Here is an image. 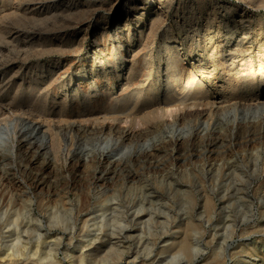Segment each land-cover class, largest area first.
<instances>
[{
    "label": "rangeland",
    "instance_id": "1",
    "mask_svg": "<svg viewBox=\"0 0 264 264\" xmlns=\"http://www.w3.org/2000/svg\"><path fill=\"white\" fill-rule=\"evenodd\" d=\"M20 1L15 0L14 2ZM41 1L43 8L41 12H38L39 14L24 15V17L16 15L15 17L14 13L17 11L16 8L12 9V11L9 10V12L7 10L4 14L0 13V62H3L5 66L7 62H12L9 75H7L12 78L9 84L10 87L8 86L2 93L3 95H0V125H7L8 127L11 125V121L9 123L10 118H7L9 114L4 112L6 108H9L8 104L11 103L10 106L25 105L32 102L37 96L36 100L37 102L39 101V106L43 107L42 113L44 114L43 116L40 112L39 118L41 120L43 118L44 122L48 121L45 123L43 121L41 122H43L45 127L48 126L49 131L45 128L43 129L49 133L50 138H52L51 134L54 132L56 142L60 144L62 143L61 140H63V145L65 147H63V150L57 149V153H55L54 149L52 151L44 146L48 139L44 138L41 133H27L25 135L21 132L18 134V137L20 138V143L23 142V146L18 148L17 145L19 142L12 140L13 135L11 136V134H9V136H7L4 133H0V252L3 251L4 245L7 242L11 243L13 242L12 239L15 240L17 230L18 232H24L26 227V230L29 229L28 227H31L33 230H36V233H41L42 236L45 234L42 239L44 242L42 246L43 248L45 246L44 250L46 249L45 258L39 260L38 256H34L33 258L35 261L31 262V264H79L77 263V255H80V252H73V250L78 251L74 249V247L80 246L81 244L84 247L83 253L86 252L85 254H88L85 256L83 264H104L105 262L109 264H234L240 260L241 256L246 255V253L247 255L252 253V251H254L252 248L257 247L258 251L262 248L264 249V235H262L261 232L256 234L253 233L254 235L251 234L249 236L248 234L242 235L241 233H236L232 238L226 240L223 235L225 234L223 228L226 229V225L223 224V221L227 219L228 215H233V213L236 214L235 211L237 210L247 212L251 208L250 204L239 205L237 198H239L240 190H237L238 186H240V188L243 186L250 188L252 194L250 202L253 203L252 210L247 212L248 214H252L251 219L249 218L248 222H245L241 228L246 226L248 228H253L259 221H264L262 217L264 216V204L262 203L264 202V119L262 121L257 120L253 122L254 119L251 118V114L247 118H244L245 116L243 115H239L236 121V123H238L236 124L238 129L234 128L235 130H233V127L236 125H234L235 120H233L232 114H222V109H220L225 105L227 109L228 105H231L230 103L233 104L239 100L240 102L244 100V103L252 104L256 99L264 96V0H151V3L146 1L147 7L155 11H160L162 16L155 14L150 24L145 22L147 24V33L145 32L143 37H141L140 32H138V24L143 25L144 21H146L147 18L142 17V13H145V11L132 10L131 7L127 5L129 0ZM6 2L7 0H4L2 3L0 2V6ZM10 12L13 15H10ZM140 17L142 18L138 23L137 21ZM2 23H7L20 30L21 38L19 37L15 41L7 39L6 33L2 29V25H4ZM125 24H127L125 27V34L116 35V30L117 32H122L120 29L123 28ZM101 31L105 32L104 35H101ZM128 35L130 37H128ZM119 41L123 44L120 49H118ZM166 44L170 45V48H167L165 46ZM131 45H133V52L129 54ZM247 46L249 48H247ZM114 47H118V51H115ZM226 48H230V50L227 52ZM245 48L250 50L248 51ZM243 49H245L246 52ZM220 51L223 56L220 54ZM120 56H125L127 61H133V68L137 69L136 74L138 76L136 75V78H131L129 83L132 85L128 84L132 86H128L131 88H128L127 85L122 87L121 82L116 78L114 62L123 61L122 58H119ZM172 56L175 59L173 61L179 60L178 65L183 72L182 81L173 82V87L178 92H181L182 86L186 82L185 80L188 79L187 81H193V85L190 86L191 91H193V93H198L200 86L199 81L202 80V91H206L208 103L204 102L206 105L194 104L195 102L192 100L185 103L187 106L185 104L179 105L178 103L177 106H180L181 111L178 110L180 113L175 112L173 113L175 114V118H172L174 117L173 114L171 115L172 117L168 115V118L167 115L165 117V112H162V116L160 110L161 108L165 109V107H159L157 104L158 100L151 98L152 100L149 104V102H142V97L148 93L150 94L151 89H165V70L163 71L164 61H170ZM100 60L104 61L103 67ZM241 62H243V64ZM127 65L125 66L127 67ZM201 65L203 69L200 68ZM125 66L118 68V70L122 69L124 71L126 68ZM35 68H38L37 70L41 71L40 73L43 75V78H41L42 80L39 82H36L37 74L35 71L33 72ZM49 68L53 71L49 73L44 72L47 71V69L50 70ZM145 68L147 69L145 70ZM92 69H95L96 75L91 74ZM234 69L239 74L234 72ZM260 69L262 70L260 71ZM103 70L107 72L106 78L103 77ZM42 72L45 74H42ZM125 72L126 71H124V73ZM261 74L263 77L260 76ZM242 75H248V78L247 76L242 78ZM250 79L252 82L255 81L253 85H256L253 86L252 83H250ZM135 80H137V84ZM246 81H249L250 84ZM32 82L33 84H31ZM93 82L100 89L99 93H102L106 88V90H108L107 92H110V94H108L110 99L107 98L108 96L104 97L100 93L97 95L98 98L96 96L89 106L83 105L82 103L80 104V102L71 103V101L67 106L61 105V98L64 99L65 97L64 90L68 91L69 99L76 92L78 95L83 96L85 93L92 91L91 85ZM138 86H140L141 89ZM195 86H198V88ZM30 87H36L34 93H38H36L37 95L34 94L35 97L33 96L31 98V95L28 94L31 89ZM246 87L248 89H246ZM121 92L123 93L121 94ZM163 93L161 95H163ZM136 94H138V96ZM139 94L142 95L140 96ZM39 97L42 100H39ZM126 97L131 99L129 102L130 104L128 103L127 107L122 105L119 106V103L122 104V102L118 100ZM231 99H233V101ZM110 101H113L111 102L113 106ZM139 102L142 104L140 105ZM191 102H193L192 105L190 104ZM147 106L149 108H147ZM204 106L209 112L204 109ZM190 107H192V110ZM194 107L196 108L194 109ZM200 108L203 111H200ZM218 108L219 112L221 111V115L215 110ZM60 109H64V112L62 111V113H60ZM182 110H184V112H182ZM119 111L122 115H120L121 113ZM185 111L190 113V115H194L190 116L188 113L186 114ZM47 112L50 114L47 115ZM89 114H91V116ZM114 114H117L116 116L118 119L120 117L124 119L120 118L118 122ZM79 115L84 116L77 117ZM176 115H179V117ZM104 116L108 118L111 116L109 118L110 120L108 118H106L108 120L104 119ZM218 116L220 117L216 119ZM127 117L130 119L128 120ZM211 117H214L216 121ZM113 120L115 121L114 123ZM21 122L23 124L22 120H17V122L14 123L13 126H16L15 129L18 127L16 130L22 128ZM92 122H95L94 126L96 128L98 125L100 127V125L102 126L104 123L105 126L107 124L112 126L115 131L112 130V133L109 131L101 135L98 130L97 132L91 130V127H93ZM230 123H232V126ZM247 125L250 127H247ZM248 128L253 130L250 131ZM175 129H179V131L174 133ZM191 129L193 133L197 134L198 132V134H200L198 139L193 142L191 141L192 145L190 141L187 140L183 143L181 148L178 149L172 144L165 143L175 134L181 133V135L185 134L189 136ZM252 134L253 137H251ZM238 135L241 137L240 140ZM207 137H209L211 141ZM107 139L110 141L112 140L111 143H113H106L105 140ZM118 139L119 142L116 141ZM72 141L75 142L74 145H70ZM123 141L126 142L124 143ZM212 141L216 144L219 143V146H217L218 144H211L210 142ZM219 141H222V144ZM253 142L255 143L253 144ZM152 144L159 145L160 151L153 157L143 154L145 150H151ZM66 148H69V150ZM193 148L196 149V152ZM103 150L105 153L108 152L112 155L115 160H119V162L112 166L113 172L111 177L114 178V180L112 179L110 183L101 186V183H98L95 178L100 175L104 168L103 166H106L108 163L102 166L94 162L93 158L97 156L100 157ZM257 151L262 155L259 159L260 172H254V165L250 158L254 157ZM204 152H206L204 156H207L205 158L199 157V155ZM236 154H238V156H236ZM249 158L250 160H248ZM203 159L213 163L226 161L231 165L232 169L228 175L230 176L229 180L233 181L234 184V191L231 194V199L233 200L236 197L234 200L236 202V209L235 206L228 204L224 209L226 213L224 218L221 217L220 219L218 217L220 214H215L216 216L212 217V221L216 223H212L210 226L207 225L206 229L214 230V228L217 227L216 229L220 231L219 236L214 240L208 232L200 233L198 239L201 243V251L197 254H191L183 252L181 243L186 241L191 247H195V237L193 238L191 233H188V221L190 218L198 219V215L196 214L200 212V209L198 204L194 201V197L197 196L198 198L199 195L196 185H192L185 176L183 177V175L179 173V171H182V169L184 170L185 167L192 168L199 163L203 164ZM135 172L136 178H131L130 176ZM237 172H239L238 175ZM8 179H10V181ZM242 180L244 182H241ZM40 181L43 182V185L37 186ZM82 188L90 192L91 197H89L88 200L80 199V202L78 201V197L82 194ZM255 191L256 193H254ZM97 192L100 193V195L104 193L103 199H109V206H107L106 209H101L100 206L97 205V200L100 196ZM217 193L218 192H216V194ZM215 198L218 207L220 200L218 196ZM143 207L145 208L143 209ZM246 207L248 209H246ZM101 211L103 213L106 212L105 215L108 222L103 220ZM138 211H141L142 215L140 213L139 216H136ZM63 215L65 218L68 216V218H66L67 221L69 217L71 218L67 224L65 223L66 225L59 222L60 219H62L60 216L63 217ZM56 216H59L60 219H57ZM92 218L94 219L92 220ZM94 223L97 225L94 226ZM87 225H90L92 231L87 232V230H89ZM104 225L106 227H104ZM122 225L127 228L125 227L124 231L121 232L120 227H123ZM38 234L35 235L36 238L39 236ZM218 237L223 238L219 239ZM259 237L263 241H259ZM101 242L104 243L105 246L96 250V247L102 244ZM248 243H251L249 245L251 249L247 250L246 244ZM52 244L54 246H52ZM94 246H96L95 249H93ZM221 247L223 248L221 249ZM67 248L72 250L71 253L75 257L71 263H69L70 260L64 254ZM219 249L221 250V259L218 263H215L213 260V253L215 251L219 252ZM258 251L255 252V255H258ZM106 253L108 255H106ZM100 255L101 257H99ZM90 256L92 257L90 258ZM104 257L108 260L104 259ZM252 258H254L255 261L259 259L257 261V263L260 262L259 264L264 261L261 259L262 257H258V259H256L257 257ZM21 260H23V257L19 258V261ZM0 261V264H9V262L2 260L1 257ZM21 263L27 264L26 262Z\"/></svg>",
    "mask_w": 264,
    "mask_h": 264
},
{
    "label": "bare ground",
    "instance_id": "2",
    "mask_svg": "<svg viewBox=\"0 0 264 264\" xmlns=\"http://www.w3.org/2000/svg\"><path fill=\"white\" fill-rule=\"evenodd\" d=\"M4 0H0V2L2 3ZM15 0H7V2L6 3H3L1 6H0V13L1 14H4V12L6 11L7 12V10H8V12H9V10H11L12 11V9H17V11H15V13H14V16L16 17V15L17 16H20V17H24V15H32V14H37L38 12H41L42 11V8H43V4L41 3L42 1L41 0H22V1H20V0H18V1H20V2H14ZM17 1V0H16ZM148 3H151L152 1L151 0H129L128 1V3H127V5H129L130 7H131V9L132 10H134V11H138V10H144L145 11V13H142V17H145V18H147L146 19V21H144V23H143V25H139L138 24V32H140V35H141V37H143V35H144V33L146 32V27H147V24H150L151 22H152V20H153V16L156 14V15H161V12L160 11H155L154 9H150V7H147L146 5H147V2ZM45 4V3H44ZM50 5V4H49ZM60 5V4H59ZM150 9V10H149ZM3 12V13H2ZM16 12H18V13H16ZM47 12V11H46ZM60 12V11H59ZM9 14V13H8ZM12 13L10 12V15H11ZM39 14V13H38ZM45 14V13H44ZM13 15V14H12ZM2 16V15H1ZM162 16V15H161ZM4 17V16H3ZM13 17V16H12ZM37 17V16H36ZM128 17V16H127ZM142 17H140V18H138L139 20L137 21L138 23H139V21H140V19L142 18ZM14 18V17H13ZM19 18V17H18ZM130 18V17H129ZM40 20H41V18H40ZM147 24H146V23ZM8 23V22H7ZM7 23H2V24H4V25H2L3 27H2V29L4 30V32L6 33V37H7V39H9L10 41H15V40H17L19 37H20V35H21V31L20 30H18V29H16V28H14L13 26H11V25H9L10 24V22H9V24H7ZM129 24V23H128ZM126 25L127 24H125V26L123 27V28H121L120 30H122V32L120 31H118L117 32V30H116V32H115V34L116 35H119V34H125V27H126ZM152 25V24H151ZM237 26V25H236ZM150 27V26H149ZM239 28V27H238ZM129 29V28H128ZM179 29H180V27H179ZM119 30V29H118ZM128 32H129V30H128ZM104 33L105 32H102L101 31V35H104ZM107 33V32H106ZM147 33V32H146ZM232 33V32H231ZM109 34V33H108ZM111 34V33H110ZM116 35H115V37H116ZM102 37V36H101ZM118 37V36H117ZM120 37V36H119ZM128 37H130L129 35H128ZM146 37H147V35H146ZM21 38V37H20ZM98 38V37H97ZM111 38H113V37H111ZM124 38H125V35H124ZM100 39V38H99ZM121 39H122V37H121ZM129 39V38H128ZM142 39V38H141ZM174 39V38H173ZM172 39V40H173ZM22 40V39H21ZM20 40V41H21ZM146 40V39H145ZM175 40V39H174ZM138 41V40H137ZM129 42V41H128ZM183 42V41H182ZM11 43V42H10ZM99 43V42H98ZM142 43V42H141ZM146 43V42H145ZM12 44V43H11ZM107 44V43H106ZM114 44V43H113ZM135 44V43H134ZM133 44V45H134ZM183 44V43H182ZM16 45V44H15ZM99 45V44H98ZM103 45V44H102ZM133 45H131V47L129 48V54L131 53V52H133L132 51V48H133ZM139 45V44H138ZM143 45V44H142ZM112 46V45H111ZM123 46V44H122V42H120L119 41V48L118 49H120L121 47ZM145 46V45H144ZM167 48H170V45H165ZM175 46V45H174ZM100 47V46H99ZM141 47V46H140ZM164 47V46H163ZM173 47V46H172ZM171 47V48H172ZM225 47V46H224ZM228 47V46H227ZM252 47V46H251ZM261 47V46H260ZM104 48V47H103ZM117 48H115L114 47V49H115V51H118V49ZM174 48V47H173ZM179 48V47H178ZM247 48H249L248 46H247ZM247 48H245V49H247ZM137 49V48H136ZM245 49H243V50H245ZM168 50V49H167ZM179 50V49H178ZM226 50H227V52L230 50V48L229 49H227L226 48ZM233 50V49H232ZM248 50V49H247ZM250 50V49H249ZM248 50V51H249ZM120 51V50H119ZM222 51V50H221ZM221 51H220V54H221ZM235 51V50H234ZM260 51V50H259ZM112 52V51H111ZM114 52V51H113ZM170 52V51H169ZM172 52V51H171ZM208 52V51H207ZM223 52V51H222ZM242 52V51H241ZM244 52V51H243ZM245 52H246V50H245ZM263 52V51H262ZM116 53V52H115ZM122 53V52H121ZM224 53V52H223ZM240 53V52H239ZM119 54V53H118ZM209 54V53H208ZM211 54V53H210ZM263 54H264V52H263ZM262 54V55H263ZM123 55V54H122ZM222 55V54H221ZM238 55V54H237ZM119 56V55H118ZM170 56V55H169ZM175 56H178V55H175ZM211 56H213V55H211ZM223 56V55H222ZM230 56V55H229ZM132 57V56H131ZM230 57H232V56H230ZM236 57V56H235ZM241 57H244V56H241ZM246 57V56H245ZM264 57V56H263ZM97 58V57H96ZM117 58V57H116ZM115 58V59H116ZM120 59L122 58L123 59V61H113L114 62V67H115V69H116V72H115V75H116V78L118 79V81L119 82H121V86L123 87V86H125V85H127V87L128 86H131L132 84L131 83H129L130 82V80H131V78H133V77H135L136 78V73H137V69H134L133 68V61H127V59H126V57L125 56H120L119 57ZM213 58V57H212ZM251 58V57H250ZM98 59V58H97ZM96 59V60H97ZM100 59V58H99ZM114 59V58H113ZM118 59V58H117ZM178 59V58H177ZM176 59V60H177ZM233 59V58H232ZM242 59V58H241ZM173 60H175L174 59V57L172 56L171 57V60L169 61V60H167V61H164L165 62V64H164V69H163V71L165 70V80L164 81H166V87H165V89L162 91V90H160V89H156V90H152L151 89V91H150V94L148 93L147 95H145V96H143L142 97V102H149V104H150V101L152 100L151 98H155L156 100H158V102H157V104L159 105V107L160 106H164L165 107V109H163V108H161V110H160V112H161V114H162V112H165V117H166V115H167V117H168V115H172L173 113H177V112H179L178 110H180V106H177L178 105V103H179V105L181 104H185L187 101H194L195 103L194 104H200V105H202V104H204V102H206V103H208V98H207V93H206V91H202L203 89V87H202V84H203V81L202 80H200L199 81V83H200V86H199V89H198V93L196 92V93H193V91H191V88H190V86H192L193 85V81H187V80H185L184 82V85L182 86L183 88L180 90L181 92H178L174 87H173V82H181L182 81V79H183V72L180 70V68H179V65H178V63H179V60L178 61H173ZM235 60V59H234ZM225 61H227V60H225ZM250 61V60H249ZM261 61V60H260ZM259 61V62H260ZM263 61V60H262ZM97 62V61H96ZM163 62V61H162ZM163 62V63H164ZM223 62H224V60H223ZM233 62V61H232ZM240 62V61H239ZM94 63V62H93ZM100 63L102 64V67L104 66L103 64H104V61H101L100 60ZM127 63H128V65H127ZM145 63V62H144ZM197 63V62H196ZM228 63V62H227ZM235 63H237V62H235ZM242 64H243V62H241ZM262 63V62H261ZM11 64H12V62H7V65L5 66V64H3V62L1 63L0 62V95H3L2 93L4 92V90H6L7 88H8V86H9V84H10V81H12V78H11V76L9 77V76H7V75H9V71H10V69H11ZM136 64V63H135ZM182 64V63H181ZM208 64H209V62H208ZM231 64V63H230ZM249 64V63H248ZM264 64V63H263ZM125 65H127V67L125 66ZM145 65V64H144ZM151 65H153V64H151ZM226 65V64H225ZM259 65H260V63H259ZM30 66V65H29ZM123 66H125L126 68H125V70L124 71H126L125 73H124V71L121 69V70H118V68H121V67H123ZM146 66V65H145ZM198 66V65H197ZM232 66H234V65H232ZM244 66V65H243ZM248 66V65H247ZM50 67V66H49ZM93 67V66H92ZM141 67V66H140ZM161 67V66H160ZM206 67V66H205ZM204 67V68H205ZM229 67V66H228ZM242 67V66H241ZM253 67V66H252ZM260 67V66H259ZM150 68V67H149ZM162 68V67H161ZM200 68H202L203 69V67H202V65L200 66ZM234 68V67H233ZM250 68V67H249ZM261 68V67H260ZM38 69V68H37ZM36 68L35 69H33V72L35 71L36 72V74H37V79H36V82L38 81H41L42 79L41 78H43L42 76L43 75H41V71H39V70H37ZM50 69V68H49ZM106 69V68H105ZM109 69V68H108ZM110 69H111V67H110ZM140 69V68H139ZM147 68H145V70H146ZM198 69V68H197ZM206 69V68H205ZM240 69V68H239ZM238 69V70H239ZM264 69V68H263ZM107 70V69H106ZM106 70H103V77L104 78H106V74H107V72H106ZM144 70V69H143ZM183 70V69H182ZM215 70V69H214ZM247 70V69H246ZM262 69H260V71H261ZM52 72L53 70H48L47 69V71H44V72ZM150 71V70H149ZM161 71V70H160ZM196 71V70H195ZM199 71V70H198ZM242 71V70H241ZM248 71V70H247ZM44 72H42V74H45ZM102 72V71H101ZM140 72H143V71H140ZM147 72V71H146ZM190 72V71H189ZM234 72H236L235 71V69H234ZM240 72V71H239ZM249 72V71H248ZM258 72V71H257ZM139 73V72H138ZM149 73V72H148ZM153 73V72H152ZM200 73V72H199ZM203 73V72H202ZM201 73V74H202ZM206 73H208V72H206ZM205 73V74H206ZM237 74H239L238 72H236ZM260 73H262V72H260ZM264 73V72H263ZM34 74V73H33ZM35 74V75H36ZM38 74H39V76H38ZM51 74V73H50ZM91 74L92 75H96V71H95V69H92L91 70ZM140 74V73H139ZM143 74H145V73H143ZM186 74V73H185ZM195 74V73H194ZM248 74V73H247ZM13 75V74H12ZM90 75V74H89ZM111 75V74H110ZM148 75V74H147ZM76 76V75H75ZM138 76V75H137ZM153 76V75H152ZM163 76V75H162ZM191 76V75H190ZM207 76V75H206ZM240 76V75H239ZM243 76V75H242ZM245 76V75H244ZM242 77V78H245L246 76H247V78H248V75H246L245 77ZM249 76L251 77V75H250V73H249ZM253 76V75H252ZM256 76H257V74H256ZM261 77H263L262 76V74L260 75ZM33 77V76H32ZM47 77V76H46ZM53 77H55V76H53ZM144 77H145V75H144ZM161 77V76H160ZM196 77H198V76H196ZM204 77V76H203ZM241 77V76H240ZM249 77V78H250ZM60 78V77H59ZM80 78V77H79ZM138 78V77H137ZM140 78V77H139ZM187 78V77H186ZM185 78V79H186ZM190 78V77H189ZM192 78V77H191ZM208 78H210V77H208ZM159 79V78H158ZM164 79V78H163ZM205 79V78H204ZM252 79V78H251ZM250 79V80H251ZM46 80H48V79H46ZM141 80H143V79H141ZM160 80V79H159ZM197 80V79H196ZM195 80V81H196ZM199 80V79H198ZM246 80V79H245ZM244 80V81H245ZM49 81H51V80H49ZM48 81V82H49ZM97 81V80H96ZM99 81V80H98ZM137 80H135V82H136ZM228 81H230V80H228ZM232 81V80H231ZM257 81V80H256ZM46 82V81H45ZM159 82V81H158ZM197 82V81H196ZM246 82H248L249 83V81H246ZM253 82H255V81H253ZM253 82H252V80H251V82L250 83H252V85H253ZM258 82V81H257ZM52 83V82H51ZM65 83V82H64ZM73 83V82H72ZM98 83V82H97ZM132 83L134 84V82L132 81ZM139 83V82H138ZM144 83V82H143ZM163 83V82H162ZM242 83V82H241ZM249 83V84H250ZM12 84V83H11ZM31 84H33V82L31 83ZM30 84V85H31ZM35 84V83H34ZM53 84V83H52ZM69 84V83H68ZM128 84H131V85H128ZM136 84H137V82H136ZM157 84V83H156ZM231 84V83H230ZM29 85V86H30ZM47 85V84H46ZM145 85H147V84H145ZM196 85V84H195ZM199 85V84H198ZM254 85H256V84H254ZM253 85V86H254ZM33 86V85H32ZM35 86L37 87V85L35 84ZM44 86V85H43ZM50 86V85H49ZM63 86V85H62ZM89 86V85H88ZM120 86V87H121ZM143 86V85H142ZM149 86H151V85H149ZM158 86V85H157ZM156 86V87H157ZM177 86V85H176ZM245 86H246V84H245ZM10 87V86H9ZM36 87L35 88H31L30 90H29V95H31V98L34 96V94L35 95H37L36 93H38V92H36V93H34L35 91V89H36ZM108 87V86H107ZM132 87V86H131ZM131 87H128V88H131ZM134 87V86H133ZM140 89H141V87L140 86H138ZM148 87V86H147ZM181 87V86H180ZM195 87H197L198 88V86H195ZM248 87V86H247ZM246 87V89H248ZM252 87V86H251ZM29 88V87H28ZM39 88V87H38ZM63 88V87H62ZM91 88H92V91H90L89 93L87 92V93H85L83 96H80V95H78V93L76 92V93H74L73 94V96L72 97H70V99H69V97H68V91L67 90H64L63 92H64V95H65V97H64V99L63 98H61L62 99V106L63 105H69L68 103L71 101V103H74V102H80V104L82 103L83 105H88L89 106V104H92V102H93V99H95V97L97 96V95H99L100 93H99V88L97 87V85H95V83L93 82L92 83V85H91ZM124 88H126V87H124ZM152 88V87H151ZM155 88V87H154ZM161 88V87H160ZM194 88V87H193ZM207 88V87H206ZM258 88V87H257ZM77 89V88H76ZM123 89V88H122ZM148 89V88H147ZM180 89V88H179ZM125 90V89H124ZM139 90V89H138ZM253 90V89H252ZM38 91H39V89H38ZM108 90H106V88L104 89V91H102V93H101V95H103L104 97L105 96H108V94H110V92H107ZM110 91V90H109ZM120 91V90H119ZM123 91V90H122ZM132 91V90H131ZM134 91V90H133ZM144 91H146V90H144ZM197 91V90H196ZM21 92V91H20ZM43 92V91H42ZM114 92V91H113ZM124 92V91H123ZM123 92H121V94L123 93ZM126 92H127V90H126ZM130 92V91H129ZM139 92H142V91H139ZM164 92V93H163ZM138 93V92H137ZM163 93V95H161ZM26 94V93H25ZM63 94V93H62ZM71 94V93H70ZM129 94V93H128ZM246 94V93H245ZM251 94H252V92H251ZM126 95V94H125ZM137 96H138V94H136ZM140 96L142 95V94H139ZM249 95V94H248ZM262 95V94H261ZM10 96V95H9ZM39 96V95H38ZM62 96V95H61ZM111 96V95H110ZM120 96V95H119ZM122 96H124V95H122ZM130 96H131V94H130ZM133 96V95H132ZM136 96V97H137ZM218 96V95H217ZM223 96V95H222ZM257 96V95H256ZM35 97V96H34ZM102 97V96H101ZM116 97H118V96H116ZM115 97V98H116ZM125 97V96H124ZM134 97H135V94H134ZM150 97V98H149ZM209 97V96H208ZM219 97V96H218ZM247 97V96H246ZM254 97V96H253ZM40 98V97H39ZM50 98V97H49ZM97 98H98V96H97ZM107 98H109L110 99V97L108 96ZM119 98V97H118ZM121 98V97H120ZM132 98V97H131ZM140 98V97H139ZM224 98V97H223ZM236 98V97H235ZM243 98V97H242ZM258 98V97H257ZM36 99H37V96H36ZM36 99H34V100H32V102H29L28 104H25V105H13V106H10L11 105V103L10 104H8L9 105V108H6V110H4V112H7L9 115H8V117L7 118H10L9 119V123H10V121H11V125H10V127H8L7 125H0V133L1 134H6L7 136H9V134H11V136L13 135V137H12V140L13 141H16V142H19V144L17 145V147L18 148H20V146L22 147L23 145H22V143H20V141H19V137H18V134L19 133H21L22 132V134H27V133H29V134H39V133H41L42 135H43V137L44 138H47L48 140H47V142L44 144V146H46V148L47 149H50V150H52L53 151V149L55 150V153H57V149L58 150H63V147H65L64 145H63V140H61V142L62 143H57L56 142V140H55V134H54V132L51 134V137L52 138H50L49 137V133H47V131H49V129H48V126L47 127H45V125L43 124V118H42V120L39 118L40 117V112H41V114H43L42 113V111H43V107L42 106H39V101L37 102V100ZM112 99V98H111ZM114 99V98H113ZM26 100V99H25ZM29 100V99H28ZM39 100H42L41 98L39 99ZM51 100V99H50ZM53 100V99H52ZM57 100V99H56ZM130 98L129 97H126V98H122L121 100H118V101H121L122 102V104L121 103H119L120 105L119 106H126L127 107V104L130 102ZM138 100V99H137ZM141 100V99H140ZM216 100V99H215ZM232 101H233V99H231ZM238 100V99H237ZM247 100V99H246ZM31 101V100H30ZM61 101V100H60ZM108 101V100H107ZM136 101V100H135ZM139 101V100H138ZM236 101V100H235ZM249 101H251V100H249ZM253 101V100H252ZM59 102V101H58ZM111 102H113V101H110V103ZM141 102V101H140ZM139 102V103H140ZM243 102V103H242ZM254 102V101H253ZM252 102V104H247V103H244V100L243 101H241L240 102V100L239 101H236L235 103H230L231 105L229 106L228 105V107H227V109L225 108V106L223 107V108H220V109H222L221 111H222V114L224 113V114H226V115H228V114H232V116H233V120H235L234 121V125H236V124H238V123H236V121H237V118L239 117V115H243V116H245L244 118H247L250 114H251V118H253L254 119V121L253 122H255V121H257V120H260V121H262L263 119H264V96L262 97V98H258V99H256V101L253 103ZM4 103V102H3ZM44 103H46V102H44ZM54 103V102H53ZM107 103H109V102H107ZM153 103V102H152ZM192 103L193 102H191L190 104L192 105ZM251 103V102H250ZM50 104V103H49ZM58 104V103H57ZM117 104V103H116ZM115 104V105H116ZM130 104V103H129ZM142 103H140V105H141ZM145 104V103H144ZM143 104V105H144ZM190 104H188V105H190ZM212 104V103H211ZM215 104V103H214ZM228 104H229V102H228ZM8 105H6V106H8ZM55 105V104H54ZM94 105V104H93ZM96 105V104H95ZM105 105V104H104ZM111 105H112V103H111ZM136 105H138V104H136ZM153 105V104H152ZM154 105H156V104H154ZM186 106H187V104H185ZM190 105V106H191ZM204 105H206V104H204ZM3 106V105H2ZM46 106V105H45ZM65 106V107H66ZM71 106V105H70ZM110 106V105H109ZM108 106V108H110ZM113 106V105H112ZM149 106V105H148ZM147 106V108H149ZM157 106V105H156ZM196 106V105H195ZM199 106V105H198ZM5 107V106H4ZM51 107V106H50ZM72 107V106H71ZM83 107H85V106H83ZM139 107V106H138ZM167 107V108H166ZM193 107V106H192ZM192 107H190L191 108V110H192ZM201 107V106H200ZM208 107H210V106H208ZM220 107V106H219ZM222 107V106H221ZM60 108V107H59ZM58 108V109H59ZM62 108V107H61ZM79 108H80V106H79ZM87 108V107H86ZM93 108V107H92ZM100 108V107H99ZM113 108V107H112ZM121 108V107H120ZM142 108V107H141ZM151 108V107H150ZM182 108V107H181ZM188 108V107H187ZM196 107H194V109H195ZM202 108H203V106H202ZM49 109H52V108H49ZM58 109H56V110H58ZM84 109V108H83ZM89 109V108H88ZM96 109V108H95ZM115 109V108H114ZM131 109V108H130ZM144 109V108H143ZM160 109V108H159ZM204 109H205V106H204ZM209 109H211V108H209ZM212 109H213V107H212ZM47 110H48V108H47ZM64 109H60V113H62V111H63ZM84 110H86V109H84ZM105 110V109H104ZM110 110H111V108H110ZM119 110V109H118ZM124 110H125V107H124ZM129 110V109H128ZM132 110V109H131ZM137 110V109H136ZM157 110H158V108H157ZM187 110H189V109H187ZM206 110V109H205ZM208 110V109H207ZM206 110V111H207ZM216 111H217V113L219 112V108L218 109H215ZM52 111V110H51ZM79 111V110H78ZM181 111V110H180ZM200 111H203V110H201V108H200ZM213 111V110H212ZM215 111V112H216ZM220 111V112H221ZM50 112V111H49ZM49 112H47V115L48 114H50ZM56 112V111H55ZM58 112V111H57ZM64 112V111H63ZM111 112V111H110ZM116 112V111H115ZM114 112V113H115ZM120 112V111H119ZM182 112H184V110H182ZM186 112V111H185ZM191 112V111H190ZM196 112H197V110H196ZM205 112V111H204ZM204 112H203V114H204ZM208 112H209V110H208ZM219 112V113H220ZM45 113H46V111H45ZM52 113V112H51ZM54 113V112H53ZM59 113V114H60ZM78 113V112H77ZM81 113V112H80ZM88 113H89V110H88ZM87 113V114H88ZM101 113V112H100ZM121 113V112H120ZM125 113V112H124ZM137 113V112H136ZM180 113V112H179ZM178 113V114H179ZM188 112H186V114H187ZM194 113H195V110H194ZM212 113V112H211ZM214 113V112H213ZM217 113H215V114H217ZM6 114V113H5ZM57 114V113H56ZM96 114V113H95ZM105 114V113H104ZM160 114V113H159ZM189 115H190V113H188ZM208 114V113H207ZM206 114V115H207ZM90 116H91V114H89ZM94 115V114H93ZM110 115V114H109ZM112 115V114H111ZM115 115V114H114ZM117 115V114H116ZM115 115V116H116ZM120 115H122V113L120 114ZM125 115V114H124ZM175 114H173V116H174ZM180 115V114H179ZM179 115H176V116H178L179 117ZM181 115H182V113H181ZM189 115H187V116H189ZM192 115V114H191ZM190 115V116H191ZM194 115V114H193ZM192 115V116H193ZM196 115H198V114H196ZM210 115V114H209ZM209 115H208V117H209ZM213 115V114H212ZM220 115H221V113H220ZM42 116V115H41ZM43 116H44V114H43ZM81 115H79V116H77V117H80ZM82 116H84V115H82ZM81 116V117H82ZM85 116H87V115H85ZM90 116H89V118H90ZM119 116V115H118ZM144 116V115H143ZM162 116H163V114H162ZM205 116V115H204ZM211 116V115H210ZM223 116V115H222ZM52 117V116H51ZM105 117V116H104ZM111 117V116H110ZM109 117V118H110ZM117 117V116H116ZM120 117V116H119ZM131 117V116H130ZM165 117H164V120H165ZM172 117V116H171ZM183 117V116H182ZM185 117V116H184ZM207 117V118H208ZM220 116H218L216 119H218ZM225 117V116H224ZM223 117V118H224ZM106 118H108V117H105L104 119H106ZM108 118V119H109ZM115 118V117H114ZM120 118H123V117H120ZM119 118V119H120ZM128 118V120L130 119L129 117H127ZM169 118V117H168ZM167 118V119H168ZM172 118H175V116L174 117H172ZM212 119H214V117H211ZM222 118V117H221ZM231 118V117H230ZM229 118V119H230ZM243 118V119H244ZM103 119V120H104ZM108 119H106V120H108ZM116 119V118H115ZM114 119V120H115ZM117 119H118V117H117ZM119 119L117 120L118 122H119ZM124 119V118H123ZM171 119V118H170ZM8 120V119H7ZM17 120H22L23 121V124H22V122H21V125H22V128L19 130H16L15 129V127L16 126H13L14 125V123L15 122H17ZM46 120V119H45ZM110 120V119H109ZM113 120V123L115 122ZM139 120V119H138ZM176 120V119H175ZM184 120V119H183ZM209 120V119H208ZM215 120V119H214ZM227 120V119H226ZM41 121H43V122H41ZM121 121V120H120ZM139 121H141V120H139ZM180 121H182V120H180ZM216 121V120H215ZM218 121H220V120H218ZM243 121H245V120H243ZM247 121V120H246ZM250 121V120H249ZM5 122H7V121H5ZM45 122H48V121H45ZM44 122V123H45ZM97 122V121H96ZM107 122H109V121H107ZM111 122V121H110ZM122 122V121H121ZM165 122V121H164ZM168 122V121H167ZM178 122V121H177ZM207 122V121H206ZM210 122V121H209ZM233 122V121H232ZM248 122V121H247ZM3 123V122H2ZM93 123V122H92ZM95 123V122H94ZM94 123H93V127H91L92 129L91 130H94L95 132H97V130H98V132H99V134H101V135H103V134H105L106 132L108 133L109 131H110V133H112L111 131L112 130H114L113 129V127L112 126H110V125H104V123H103V125L101 126L100 125V127H99V125L97 126V128L94 126ZM102 123V122H101ZM106 123V122H105ZM180 123V122H179ZM212 123V122H211ZM6 124V123H5ZM100 124V123H99ZM165 124V123H164ZM231 124V126H232V123H230ZM245 124V123H244ZM249 124V123H248ZM83 125V124H82ZM115 125V124H114ZM113 125V126H114ZM149 125V124H148ZM168 125V124H167ZM172 125V124H171ZM206 125H208V124H206ZM88 126V125H87ZM116 126V125H115ZM166 126V125H165ZM249 125H247V127H248ZM253 126H254V124H253ZM259 126V125H258ZM74 127V126H73ZM118 127V126H117ZM177 127H178V125H177ZM247 127H246V129H247ZM250 127V126H249ZM252 127V126H251ZM43 128H45V129H47V131H45ZM72 128V127H71ZM88 128V127H87ZM100 128V129H99ZM208 128V127H207ZM206 128V129H207ZM234 128H236V129H238L237 128V125L235 126V127H233V130H235ZM263 128H264V126H263ZM180 129V128H179ZM179 129H175V131H174V133H177L178 131H179ZM230 129V128H229ZM245 129V130H246ZM248 129H250V128H248ZM44 130V131H43ZM81 130V129H80ZM253 129H250V131H252ZM115 131V130H114ZM152 131V130H151ZM170 131V130H169ZM255 131V130H254ZM139 132V131H138ZM148 132V131H147ZM195 132V131H194ZM211 132V131H210ZM248 132V131H247ZM94 133V132H93ZM109 133V134H110ZM200 133V132H199ZM213 133V132H212ZM217 133V132H216ZM250 133V132H249ZM130 134V133H129ZM132 134H133V132H132ZM167 134V133H166ZM203 134V133H202ZM219 134V133H218ZM239 134V133H238ZM113 135V134H112ZM199 135L200 134H198V132H197V134H195V133H193V130L191 129V131H190V134H189V136H186L185 134H182L181 135V133L180 134H175L174 136H172V137H170V139H168L165 143H169V144H172V145H174L176 148H178V149H180L181 148V146L183 145V143L184 142H186L187 140L188 141H190V144H191V141L193 142V141H195L196 139H198V137H199ZM225 135V134H224ZM234 135V134H233ZM241 135V134H240ZM240 135H238V138H239V140H240V138L241 137H239ZM20 136V135H19ZM205 136V135H204ZM203 136V137H204ZM242 136V135H241ZM246 136V135H245ZM31 137V136H30ZM119 137V136H118ZM117 137V138H118ZM127 137V136H126ZM214 137V136H213ZM229 137V136H228ZM237 137V136H236ZM236 137H234V138H236ZM248 137V136H247ZM251 137H253V134H252V136ZM22 138H23V136H22ZM65 138V137H64ZM67 138V137H66ZM119 138H121V137H119ZM131 138V137H130ZM207 138H209V137H207ZM234 138H232V139H234ZM237 138V139H238ZM28 139V138H27ZM26 139V140H27ZM62 139V138H61ZM103 139V138H102ZM116 139V138H115ZM205 139V138H204ZM224 139V138H223ZM230 139V138H229ZM11 140V139H10ZM72 140H73V138H72ZM75 140V139H74ZM209 140H210V138H209ZM231 140V139H230ZM252 140V139H251ZM257 140V139H256ZM77 141V140H76ZM106 141V143L108 142V144H110L111 143V141L109 140V139H107V140H105ZM115 141V140H114ZM117 142H119V139L118 140H116ZM115 141V142H116ZM205 141V140H204ZM207 141H208V139H207ZM211 141V140H210ZM224 141V140H223ZM243 141V140H242ZM259 141V140H258ZM110 142V143H109ZM120 142H121V140H120ZM124 143L126 142V141H123ZM201 142V141H200ZM220 142V141H219ZM222 142V141H221ZM220 142V143H221ZM226 142V141H225ZM244 142V141H243ZM250 142V141H249ZM30 143H32V142H30ZM105 143V144H106ZM113 143V142H112ZM111 143V144H112ZM203 143H205V142H203ZM208 143V142H207ZM211 144H216L214 141H212V142H210ZM229 143V142H228ZM228 143H225V144H228ZM248 143V142H247ZM255 142H253V144H254ZM43 144V143H42ZM66 144H67V142H66ZM69 144V143H68ZM75 144V142H70V145H74ZM107 144V145H108ZM116 144V143H115ZM188 144V143H187ZM194 144V143H193ZM199 144V143H198ZM201 144V143H200ZM210 144V145H211ZM218 144V145H217ZM216 145L217 146H219V143H217ZM222 144V143H221ZM224 144V143H223ZM235 144H238V143H235ZM234 144V145H235ZM241 144H242V142H241ZM24 145H25V142H24ZM59 145V146H58ZM192 145V144H191ZM208 145V144H207ZM229 145H231V144H229ZM233 145V144H232ZM251 145H252V143H251ZM256 145V144H255ZM258 145V144H257ZM67 146V145H66ZM109 146V145H108ZM130 146V145H129ZM185 146V145H184ZM197 146V145H196ZM204 146V145H203ZM221 146V145H220ZM250 146V145H249ZM262 146V145H261ZM25 147V146H24ZM110 147H111V145H110ZM150 147V146H149ZM186 147H188V146H186ZM214 147V146H213ZM231 147V146H230ZM255 147V146H254ZM33 148V147H32ZM72 148V147H71ZM70 148V149H71ZM164 148H167V147H164ZM197 148V147H196ZM204 148V147H203ZM202 148V149H203ZM224 148V147H223ZM223 148H221V149H223ZM238 148V147H237ZM259 148V147H258ZM67 149V148H66ZM195 148H193V150H194ZM226 149V148H225ZM260 149V148H259ZM67 150H69V148L67 149ZM175 150V149H174ZM200 150H201V148H200ZM230 150V149H229ZM249 150V149H248ZM262 150H263V148H262ZM70 151H72V150H70ZM69 151V152H70ZM158 151H160V147H159V145H157V144H152L151 145V150L150 149H148V150H145L144 152H143V154H145L146 156H149V157H153V156H155L157 153H158ZM181 151V150H180ZM183 151V150H182ZM198 151V150H197ZM202 152H203V150H201ZM205 151V150H204ZM208 151V150H207ZM231 151V150H230ZM232 151H234V150H232ZM261 151V150H260ZM51 152V151H50ZM59 152V151H58ZM169 152V151H168ZM191 152V151H190ZM195 152H196V149H195ZM209 152V151H208ZM211 152V151H210ZM248 152V151H247ZM28 153H29V151H28ZM182 153V152H181ZM193 153H194V151H193ZM198 153V152H197ZM223 153V152H222ZM179 154V153H178ZM183 154V153H182ZM190 154V153H189ZM206 154V152H204V153H201L200 155H199V157H206V156H204ZM242 154V153H241ZM6 155V154H5ZM101 156L100 157H94L93 158V161L94 162H96V163H98V164H100V165H104V164H106V163H108V164H106V166H103L102 168H103V170H102V172L100 173V175H98L95 179L98 181V183H101L100 185L101 186H103L104 184H108V183H110L111 181H112V179L114 180V178H112L111 177V174H112V172H113V169H112V166H114V165H116V163L117 162H119V160H115L114 159V157L112 156V155H110L108 152L107 153H105L104 152V150L102 151V154H100ZM138 155H140V154H138ZM213 155V154H212ZM220 155V154H219ZM218 155V156H219ZM244 155V154H243ZM176 156H177V154H176ZM192 156V155H191ZM230 156V155H229ZM233 156H235V155H233ZM236 156H238V154H236ZM242 156V155H241ZM240 156V157H241ZM172 157V156H171ZM196 157V156H195ZM198 157V156H197ZM232 157V156H231ZM247 157V156H246ZM260 157H262V155L260 154V152L259 151H257L256 152V155L254 156V157H250L251 158V161H252V164L254 165V172H260L259 171V159H260ZM92 158V157H91ZM181 158V157H180ZM183 158V157H182ZM220 158V157H219ZM228 158V157H227ZM242 158V157H241ZM250 158L248 159V160H250ZM207 159V158H206ZM238 159V158H237ZM87 160V159H86ZM183 160V159H182ZM193 160V159H192ZM208 160V159H207ZM205 161L204 159H203V161H204V163L203 164H201V163H199L198 165H194L192 168H189V167H185L184 168V170L182 169V171H179V173L180 174H182L183 175V177L185 176L186 177V179H188L189 181H190V183L192 184V185H196V188H197V193H198V198H197V196H195L194 197V201L196 202V204H198V206H199V209H200V212H198V214H196L195 212V214L196 215H198V219L196 220V219H193V218H190L189 219V221H188V233L190 232L191 233V236H193V238L195 237V247H191L190 246V244L188 243V242H186V241H183L182 243H181V249L183 250V252H186V253H191V254H197L199 251H201V243H200V240L198 239V237H199V235H200V233H204V232H208L209 234H210V236H211V238H213L214 240H215V238H217V236H219V232L220 231H218L216 228H214V230L213 229H210V230H208V229H206V226L207 225H211L212 223H213V221H212V217L213 216H216L215 214H217V213H219L220 214V216H218L220 219H221V217L222 218H224L225 216L224 215H226V213H225V211H224V209H225V207L228 205V204H231L232 206H235V198L232 200L231 198H232V196H231V194L233 193V191H234V184H233V181H231V180H229V175L228 174H230L229 172L231 171V165H229V162H226V161H221V162H216V163H213V162H208V161ZM224 160V159H223ZM230 160V159H229ZM228 161V160H227ZM250 161V162H251ZM191 162V161H190ZM236 162H238V161H236ZM241 162V161H240ZM235 165H237L236 163H234ZM240 164V163H239ZM250 164V163H249ZM234 165V166H235ZM99 166V165H98ZM242 166H244V165H242ZM233 167V166H232ZM51 168V167H50ZM94 168V167H93ZM244 168V167H243ZM242 168V169H243ZM234 169V168H233ZM236 169V168H235ZM247 169V168H246ZM237 170V169H236ZM245 170V169H244ZM261 170V169H260ZM97 171V170H96ZM142 171V170H141ZM233 171V170H232ZM246 171V170H245ZM134 172V171H133ZM249 172V171H248ZM263 172H264V168H263ZM238 173L239 172H237V175H238ZM234 174V173H233ZM241 174V173H240ZM234 175H236V174H234ZM117 176V175H116ZM261 176V175H260ZM35 177V176H34ZM42 177V176H41ZM131 178H136V172L135 173H132V175L130 176ZM237 177V176H236ZM244 177V176H243ZM131 178H129V179H131ZM179 178V177H178ZM235 178V177H234ZM241 178V177H240ZM242 179V178H241ZM240 179V180H241ZM9 181H10V179H8ZM7 181V180H6ZM96 181V182H97ZM235 181V180H234ZM12 182V181H11ZM83 182V181H82ZM241 182H244L243 180L241 181ZM84 183V182H83ZM46 184V183H45ZM53 184V183H52ZM179 184V183H178ZM184 184V183H183ZM41 185H43V182H41L40 181V183L39 184H37V186H41ZM112 185V184H111ZM141 185V184H140ZM170 185V184H169ZM180 185V184H179ZM235 185H238V184H235ZM14 186V185H13ZM171 186V185H170ZM181 186H183V185H181ZM173 187V186H172ZM242 187V186H241ZM3 188V187H2ZM69 188V187H68ZM236 189V188H235ZM95 190V189H94ZM123 190V189H122ZM237 190H240V195L238 196L239 198H237V200H238V203H239V205H244V204H250V210H248V211H251L252 210V204L253 203H251L250 202V199L252 198V194H251V190H250V188L249 187H242V188H240V186H238V189ZM193 191H196V190H193ZM216 192H218L217 194H216ZM2 193V192H1ZM6 193H7V191H6ZM98 193V192H97ZM102 193V192H101ZM254 193H256V191L254 192ZM23 194H25V193H23ZM99 195H100V193H98ZM5 195V194H4ZM81 196H79L78 198H79V200L78 201H80V199L81 200H88L89 199V197H91L90 196V192H88V191H86L84 188H82V194H80ZM103 195H104V193H102L100 196H99V199L97 200V205L98 206H100V208L101 209H106L107 208V206H109V204H108V202H109V199L107 200V199H103L102 197H103ZM106 195V194H105ZM216 196H218L219 197V200H220V204H219V206L217 207V204H216V202H215V197ZM1 197V196H0ZM98 197V196H97ZM11 198V197H10ZM107 198V197H106ZM215 198V199H214ZM254 198V197H253ZM263 198V197H262ZM264 199V198H263ZM73 200V199H72ZM113 200V199H112ZM253 200H255V199H253ZM261 200V199H260ZM259 201V200H258ZM66 202V201H65ZM75 202H76V199H75ZM81 202V201H80ZM83 202V201H82ZM96 202V201H95ZM263 204H264V202H262ZM77 204H78V202H77ZM82 204V203H81ZM256 204V203H255ZM262 205V204H261ZM53 206V205H52ZM71 206V205H70ZM69 207V206H68ZM197 207V206H196ZM237 207H238V205H237ZM264 207V206H263ZM58 208V207H57ZM64 208V207H63ZM69 208H71V207H69ZM145 207H143V209H144ZM245 208V207H244ZM227 209H229V208H227ZM235 209H236V206H235ZM246 209H248L247 207H246ZM259 209V208H258ZM263 209V208H262ZM100 210V209H99ZM197 210V209H196ZM242 210H244V209H242ZM253 210H255V209H253ZM58 211V210H57ZM137 211V210H136ZM142 211V210H141ZM141 211H138V213L136 214V216H139V214L141 213ZM145 211V210H144ZM147 211V210H146ZM238 211V212H237ZM237 211H235L236 212V214H234L233 213V215H228V217H227V219L225 220L224 219V221H223V224L224 225H226L225 227H226V229L225 228H223L224 230H225V234H223L224 235V238H225V240L226 239H228V238H232V236L234 235V234H238V233H241L242 235H247L248 234V236L249 235H254V234H256V233H259V232H261L262 233V235H264V221H259L257 224H256V226H254L253 228H248L247 226L246 227H244V228H241L242 227V225H244V223L245 222H248V220H249V218L251 219V215L252 214H248L247 212H241V210H237ZM48 212V211H47ZM60 212V211H59ZM59 212H58V215H59ZM70 212V211H69ZM143 212V211H142ZM264 212V211H263ZM62 213H65V212H62ZM68 213V212H67ZM105 213L106 212H102L101 211V215H102V217H103V220H105V222L107 221L106 219H107V217H106V215H105ZM239 213V214H238ZM253 213V212H252ZM57 214V213H56ZM100 214V213H99ZM18 215V214H17ZM44 215H46V214H44ZM49 215V214H48ZM65 215V214H64ZM63 215V217L62 216H60V218H62V219H60L59 218V216L57 217V219H60V221L59 222H61V224L63 223L64 225H66L67 224V222L69 221V219H71L70 217H69V219H68V221H67V219L66 218H68V216L65 218V216ZM141 215H142V213H141ZM6 216V215H5ZM263 218H264V216H262ZM138 218V217H137ZM94 218H92V220H93ZM95 219H97V218H95ZM213 219H215V218H213ZM217 219V218H216ZM19 220V219H18ZM133 220V219H132ZM182 220V219H181ZM11 221H12V219H11ZM57 221V220H56ZM135 221V220H134ZM218 221H220V220H218ZM90 222V221H89ZM93 222H96V221H93ZM104 222V223H105ZM108 222V221H107ZM182 222V221H181ZM66 223V224H65ZM73 223V222H72ZM91 223V222H90ZM134 223V222H133ZM138 223V222H137ZM216 223V222H215ZM215 223H213V224H215ZM251 223V222H250ZM20 224V223H19ZM45 224V223H44ZM86 224H88V223H86ZM103 224V223H102ZM121 224V223H120ZM135 224H136V222H135ZM222 224V225H223ZM71 225V224H70ZM94 226L95 225H97L96 223H94L93 224ZM109 225V224H108ZM124 225H127V224H124ZM221 225V224H220ZM223 225V226H224ZM37 226V225H36ZM42 226V225H41ZM123 226V225H122ZM214 226H217V225H214ZM43 227V226H42ZM87 227H89L88 229L89 230H87V232L89 231H92V229L90 228V225L88 226L87 225ZM92 227V226H91ZM101 227H103V226H101ZM104 227H106L105 225H104ZM103 227V228H104ZM125 227L126 226H123V227H120V229H121V232L122 231H124V229H125ZM219 227V226H218ZM18 228V227H17ZM21 228V227H20ZM27 228V227H26ZM26 228H25V231L24 232H18V230H17V232H16V238H15V240L14 239H12V241L13 242H11V243H6L5 245H4V249H3V251L2 252H0V257L2 258V260H5L6 262H9V264H22L21 262H26L27 264H31V262H34L35 260H34V256H38V258H39V260H42L43 258H45V254H46V249L44 250V248H45V246H44V248H43V241H42V239L44 238V235L42 236V234L41 233H36V230H33L31 227H28L29 229H27L26 230ZM31 228V229H30ZM127 228V227H126ZM13 229V228H12ZM36 229V228H35ZM39 229V228H38ZM37 229V230H38ZM105 229V228H104ZM103 229V230H104ZM240 229V230H239ZM15 230V229H14ZM222 230V229H221ZM223 230V231H224ZM239 230V231H238ZM39 231V230H38ZM108 231H110V230H108ZM35 232V233H34ZM76 232V231H75ZM115 232V231H114ZM120 232V231H119ZM43 233V232H42ZM222 233V232H221ZM254 233V234H253ZM36 234H38L39 236H37V238H36ZM50 235V234H49ZM122 235V234H121ZM127 235V234H126ZM125 235V236H126ZM11 236V235H10ZM9 236V237H10ZM56 236V235H55ZM128 236V235H127ZM204 237V236H203ZM207 237V236H206ZM209 237V236H208ZM237 237V236H236ZM240 237V236H239ZM57 238V237H56ZM98 238V237H97ZM101 238V237H100ZM183 238V237H182ZM219 238V237H218ZM221 238V237H220ZM219 238V239H220ZM223 238V237H222ZM221 238V239H222ZM256 238V237H255ZM26 239V240H25ZM53 239V238H52ZM192 239V238H191ZM248 239H249V237H248ZM258 239H260L259 241H263L260 237L258 238ZM56 240V239H55ZM101 240V239H100ZM99 240V241H100ZM110 240V239H109ZM231 240H233V239H231ZM202 241V240H201ZM4 242V241H3ZM10 242V241H9ZM64 242V241H63ZM218 242H220V241H218ZM224 242V241H223ZM93 243V242H92ZM102 243V242H101ZM108 243V242H107ZM90 244V243H89ZM251 243H248V244H246V246L248 247H246V249L248 250V249H251L250 248V245ZM212 245V244H211ZM244 245V244H243ZM3 246V245H2ZM52 246H54L53 244H52ZM67 246V245H66ZM103 246H105L104 245V243H102V244H100V246L98 245L97 247L96 246H94V248L93 249H95V247H96V250L97 249H99L100 247H103ZM215 246V245H214ZM201 247V248H200ZM252 247V246H251ZM260 247V246H259ZM263 247V246H262ZM261 247V248H262ZM111 248V247H110ZM218 248H220V247H218ZM223 247H221V249H222ZM74 249H77L78 251H74L73 250V252H80L79 254L80 255H77V260H78V262L77 263H79V264H83V260H84V258H85V256H87L85 253L86 252H84L83 253V249H84V247L82 246V244L80 245V246H75L74 247ZM92 249V250H93ZM107 249H109V248H107ZM114 249V248H113ZM233 249V248H232ZM235 249V248H234ZM254 251H252V253H250V254H248L247 255V253H246V255H244V256H241L240 257V260L238 261V262H236V263H234V264H259V263H257V261L259 260L258 259V257H262L261 259H263L264 260V249L262 248V249H260L259 251H258V249H257V247L256 248H252ZM47 250H48V248H47ZM49 250H50V248H49ZM91 250V251H92ZM220 250V249H219ZM230 250V249H229ZM54 251V250H53ZM71 249L70 248H67L66 249V252L64 253L65 255H66V257L70 260V262L69 263H71L73 260H74V256L72 255V253H71ZM231 251V250H230ZM233 251V250H232ZM250 251V250H249ZM256 251H258V255H255V252ZM51 252V251H50ZM104 252V251H103ZM114 252V251H113ZM118 252V251H117ZM180 252V251H179ZM226 252V251H225ZM56 253V252H55ZM249 253V252H248ZM75 254V253H74ZM78 254V253H77ZM100 254V253H99ZM214 254V257H213V260H214V262L215 263H218L219 261H220V259H221V250L219 251V252H214L213 253ZM226 254V253H225ZM104 255V254H103ZM103 255H102V258H103ZM106 255H108L107 253H106ZM113 255V254H112ZM54 256V255H53ZM111 256V255H110ZM220 256V257H219ZM239 256V255H238ZM23 257V260H21V261H19V258H22ZM92 256H90V258H91ZM99 257H101V255L99 256ZM107 257V256H106ZM252 257H257L256 259H258L257 261H255V259L254 258H252ZM89 258V257H88ZM183 258V257H182ZM87 259V258H86ZM95 259V258H94ZM98 259H101V258H98ZM104 259H107V258H105L104 257ZM195 259V258H194ZM236 259V258H235ZM260 259V260H261ZM59 260V259H58ZM90 260V259H89ZM108 260V259H107ZM53 261V260H52ZM91 261V260H90ZM98 261V260H97ZM262 261V260H261ZM1 262V261H0ZM75 262V261H74ZM88 262V261H87ZM92 262V261H91ZM109 262V261H108ZM197 262V261H196ZM234 262V261H233ZM5 263V262H4ZM106 263V262H105ZM104 263V264H105ZM6 264V263H5ZM53 264V263H52ZM76 264V263H75ZM97 264V263H96ZM106 264H109V263H106ZM173 264V263H172ZM226 264V263H225ZM261 264H264V261H262L261 262Z\"/></svg>",
    "mask_w": 264,
    "mask_h": 264
}]
</instances>
